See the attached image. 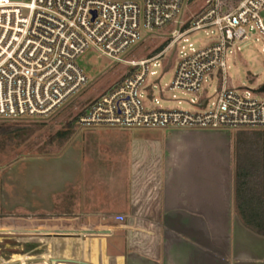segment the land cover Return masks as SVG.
I'll return each mask as SVG.
<instances>
[{
  "label": "built area",
  "instance_id": "2783aa9c",
  "mask_svg": "<svg viewBox=\"0 0 264 264\" xmlns=\"http://www.w3.org/2000/svg\"><path fill=\"white\" fill-rule=\"evenodd\" d=\"M185 1L0 0V119L49 115L87 84L76 62L86 49L92 46L123 61L120 54L140 41L142 30L173 22ZM188 1L196 7L172 30L167 47L187 41L197 30L216 35L200 48L189 44L168 87L197 94L207 78L220 72L222 84L215 98L192 100L202 107L195 110L163 108L150 100L147 105L141 89L148 88L150 63L163 56V50L126 60L133 71L88 102L76 116L79 126L264 128V98L233 87L226 72L227 54L240 51V44L250 38L249 30L264 35V0Z\"/></svg>",
  "mask_w": 264,
  "mask_h": 264
},
{
  "label": "rangeland",
  "instance_id": "374dc122",
  "mask_svg": "<svg viewBox=\"0 0 264 264\" xmlns=\"http://www.w3.org/2000/svg\"><path fill=\"white\" fill-rule=\"evenodd\" d=\"M194 7L196 3L186 0L173 22L157 30H142L140 41L120 54L123 61L109 57L92 46L86 49L76 62L87 75V84L49 115L19 121L26 126L19 136L6 132L8 125L15 121L0 119L1 227L66 226L68 224L52 219H34L45 214L51 216L54 203L61 207L79 203L80 208L86 206L97 209L119 202L132 184L137 140L148 136L162 139L171 133L188 131L174 127H81L76 122V116L90 100L132 70L126 60L152 57L163 44H166L163 56L150 63L146 80L148 88L141 89L146 104L149 105L150 100L153 105L163 108L195 110L202 108L192 103L199 96L210 97L212 101L221 88L220 72L212 79L207 78L197 94L171 91L168 87L178 59L184 52L190 51L189 44L197 49L216 35L210 30H197L187 36V41L181 40L176 46L167 47L172 30L179 28L180 22L190 16ZM249 36L248 40L240 44V51L227 54L226 72L233 87L238 90L245 88L254 96L264 98V35L253 29L249 30ZM74 118L77 126L68 141L54 136ZM219 130L226 134L235 133V129ZM56 189L60 195L55 193ZM54 236L0 232V256L3 259L16 257L26 246L29 249L31 244L38 242L40 245L37 248L24 253L33 257V260H28V264H55L52 258L60 256L62 245ZM31 252L41 253L32 255Z\"/></svg>",
  "mask_w": 264,
  "mask_h": 264
},
{
  "label": "crops",
  "instance_id": "0c3cea01",
  "mask_svg": "<svg viewBox=\"0 0 264 264\" xmlns=\"http://www.w3.org/2000/svg\"><path fill=\"white\" fill-rule=\"evenodd\" d=\"M136 146L132 184L119 202L97 209L54 203L51 216L34 220L68 225L0 232L55 235L62 245L55 264H264V235L245 226L236 207L235 133L188 130L143 137ZM41 227L110 232L33 231ZM33 244L16 257L0 256V264H28L33 257L24 253L40 245Z\"/></svg>",
  "mask_w": 264,
  "mask_h": 264
},
{
  "label": "trees",
  "instance_id": "16d2710c",
  "mask_svg": "<svg viewBox=\"0 0 264 264\" xmlns=\"http://www.w3.org/2000/svg\"><path fill=\"white\" fill-rule=\"evenodd\" d=\"M165 46L166 44H163L157 48L153 55L162 51ZM132 71L133 69L129 73ZM75 119L54 136L60 140L67 139L68 141L74 127L77 126ZM13 121L16 123L9 124L6 132L16 133L19 136L20 131L26 129V126L19 123L23 119ZM235 134V200L237 211L245 226L260 235H264V129L239 128L235 130Z\"/></svg>",
  "mask_w": 264,
  "mask_h": 264
},
{
  "label": "water",
  "instance_id": "95a60500",
  "mask_svg": "<svg viewBox=\"0 0 264 264\" xmlns=\"http://www.w3.org/2000/svg\"><path fill=\"white\" fill-rule=\"evenodd\" d=\"M264 15V12H263ZM264 90V86L262 88ZM33 231H54L56 233H108L110 232L109 228H56V229H38Z\"/></svg>",
  "mask_w": 264,
  "mask_h": 264
}]
</instances>
